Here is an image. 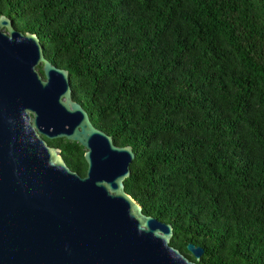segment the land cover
<instances>
[{
  "label": "trees",
  "instance_id": "16d2710c",
  "mask_svg": "<svg viewBox=\"0 0 264 264\" xmlns=\"http://www.w3.org/2000/svg\"><path fill=\"white\" fill-rule=\"evenodd\" d=\"M135 154L125 191L197 264H264V0H0Z\"/></svg>",
  "mask_w": 264,
  "mask_h": 264
},
{
  "label": "water",
  "instance_id": "95a60500",
  "mask_svg": "<svg viewBox=\"0 0 264 264\" xmlns=\"http://www.w3.org/2000/svg\"><path fill=\"white\" fill-rule=\"evenodd\" d=\"M131 145L118 146L77 102L68 70L36 33L0 15V264H197L173 226L125 191Z\"/></svg>",
  "mask_w": 264,
  "mask_h": 264
},
{
  "label": "flooded vegetation",
  "instance_id": "af4514ba",
  "mask_svg": "<svg viewBox=\"0 0 264 264\" xmlns=\"http://www.w3.org/2000/svg\"><path fill=\"white\" fill-rule=\"evenodd\" d=\"M52 63V62H51ZM53 65H55L56 67H58V68H61V69H65V68H62V67H59V66H57L56 64H54V63H52ZM68 74H69V71H68ZM70 75V74H69ZM71 84H72V87H73V90H74V93H75V96H76V99H77V102L83 107V105H82V102H81V100H80V97H79V95H78V91L76 90L77 88H76V86H74V84H73V82H72V77H71ZM84 108V107H83ZM89 117H90V120H91V116L89 115ZM91 122L93 123V121L91 120ZM93 125L95 126V124L93 123ZM96 127V126H95ZM98 128V127H97ZM99 129V128H98Z\"/></svg>",
  "mask_w": 264,
  "mask_h": 264
}]
</instances>
